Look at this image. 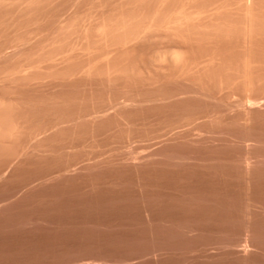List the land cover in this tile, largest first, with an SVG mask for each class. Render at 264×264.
Instances as JSON below:
<instances>
[{
    "label": "rangeland",
    "instance_id": "rangeland-1",
    "mask_svg": "<svg viewBox=\"0 0 264 264\" xmlns=\"http://www.w3.org/2000/svg\"><path fill=\"white\" fill-rule=\"evenodd\" d=\"M0 118V264H264V0H0Z\"/></svg>",
    "mask_w": 264,
    "mask_h": 264
},
{
    "label": "bare ground",
    "instance_id": "bare-ground-1",
    "mask_svg": "<svg viewBox=\"0 0 264 264\" xmlns=\"http://www.w3.org/2000/svg\"><path fill=\"white\" fill-rule=\"evenodd\" d=\"M251 6V5H250ZM249 5H247L246 7H245V10H244V14H243V18H242V21H243V25H242V29H241V32L243 33V36H244V38H245V40H248V41H250L249 39L251 38V35L253 34V31H255L256 29H254L253 30V28H254V26H253V22H255V21H253V18H254V16H255V14H254V16L252 17V15H253V13H252V11H254L253 10V8H252V6L250 7ZM190 16H191V14H186V13H183L182 15H179V16H172L171 17V15H170V18L167 20V22L164 24V23H162V26L161 27H165V28H169L170 27V25H173V27H175L176 29L178 28H180L179 30L181 31L182 30V28H184V29H186L185 27H190V25L191 24H189L188 23V19L190 18ZM255 19V18H254ZM216 20V19H215ZM213 21V20H212ZM212 21H211V23H212ZM218 21V20H217ZM217 21L215 22V23H217ZM124 22V21H123ZM207 22V21H206ZM221 23L223 22V21H220ZM204 23V22H203ZM208 23H210V22H208ZM219 23V22H218ZM217 23V24H218ZM224 23H226V22H224ZM123 24V25H122ZM121 25H120V23L118 24V25H120L121 27H119V30L122 32V34L124 35V33H123V29L124 28H126L127 26H128V23L127 22H124V23H122ZM129 24H130V22H129ZM147 24V23H146ZM116 25V24H115ZM117 25V26H118ZM202 25V24H201ZM204 25H206V23L204 24ZM210 26H205V27H202L203 28V30H205V32H203V33H207L206 32V30L208 29V30H210V32H212V33H214V34H218V33H220V35L221 34H223V35H225V36H230L229 35V31H230V29H228L227 27H229V28H231L230 26H229V24H228V26H227V24H225V25H223V27H226V30H223L222 28H219V26L217 27V26H211V24H209ZM215 25V24H214ZM220 26H221V24H219ZM117 26H113L112 28L113 29H111L110 28V30H108V32L109 31H112V30H114L115 28H117ZM233 26V25H232ZM144 27V25L142 26V28ZM151 27H153V25H151V22L150 23H148L143 29L144 30H148V29H150ZM193 28V27H192ZM195 29H196V27H194ZM193 28V29H194ZM118 29V28H117ZM184 29H183V31H184ZM189 29V28H188ZM192 29V30H193ZM199 29V28H198ZM221 29V30H220ZM116 30V29H115ZM119 30L118 31H113V32H110L111 34L112 33H116L117 34V32H118V34L117 35H120L121 33L119 32ZM187 30V29H186ZM185 30V31H186ZM190 30H191V28H190ZM189 30V31H190ZM202 30V29H201ZM201 30H200V32H201ZM196 31V30H195ZM105 32V31H104ZM104 32L101 34V35H103L104 34ZM107 32V31H106ZM106 32H105V34H106ZM124 32H125V30H124ZM193 32V31H192ZM197 32H199L198 30H197ZM209 32V31H208ZM231 32L232 33H234L232 30H231ZM211 33V34H212ZM255 33V32H254ZM126 34V33H125ZM208 35V34H207ZM222 35V37H224ZM105 36H107V35H105ZM109 36V35H108ZM213 36V35H212ZM216 37H218V36H216ZM105 38V37H104ZM104 38H102V39H104ZM104 40H106V39H104ZM247 41V42H248ZM246 44V43H245ZM250 44V43H249ZM248 45V44H247ZM178 53L179 52H177V53H171L170 55H171V57H169L168 59L171 61V62H174V63H179L178 61H181L182 62V58H180L181 60H179V55H178ZM180 56L182 57V55L180 54ZM166 58V57H165ZM164 58V59H165ZM161 59V58H160ZM162 60V59H161ZM164 62H165V60H163ZM167 61V60H166ZM168 62V61H167ZM245 64V63H244ZM243 67H244V65H243ZM249 66H246L245 65V67H244V69H245V71H244V74H243V78H242V80H243V82L244 83H248V79L250 78V77H248L247 75H249V74H247L246 75V73L247 72H249V70L247 71V68H248ZM247 71V72H246ZM248 77V78H247ZM249 82H251V80H249ZM250 105V104H249ZM248 107V106H247ZM250 107V106H249ZM1 119V118H0ZM2 120V119H1ZM2 126H4L3 124H2ZM1 128V127H0ZM1 129H3V128H1ZM6 129V128H5ZM4 130V129H3ZM2 130V131H3ZM9 130V129H8ZM13 130V129H12ZM1 131V130H0ZM1 134H2V132H0ZM4 133V135H5V133H7V131H5V132H3ZM8 133H9V131H8ZM10 133H12V132H10ZM10 133L8 134V135H10ZM13 133H15L16 134V131H13ZM0 134V135H1ZM14 134V135H15ZM12 136V135H11ZM10 136V137H11ZM3 137V136H2ZM5 137V136H4ZM9 137V136H8ZM1 139H3V138H1ZM0 139V140H1Z\"/></svg>",
    "mask_w": 264,
    "mask_h": 264
}]
</instances>
